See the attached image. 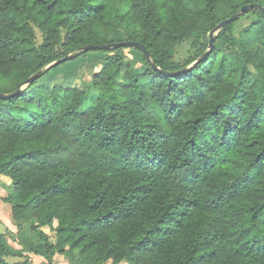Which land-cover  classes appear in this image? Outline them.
Listing matches in <instances>:
<instances>
[{"label":"trees","instance_id":"trees-1","mask_svg":"<svg viewBox=\"0 0 264 264\" xmlns=\"http://www.w3.org/2000/svg\"><path fill=\"white\" fill-rule=\"evenodd\" d=\"M264 0H0V264H264ZM242 19L248 20L238 27ZM36 31L41 35L36 39ZM121 40L88 84L53 61ZM187 43L189 54L175 59ZM126 48L137 59L128 58ZM185 71L172 76L153 69ZM47 227L54 239L43 230ZM28 228L30 237L23 232Z\"/></svg>","mask_w":264,"mask_h":264},{"label":"rangeland","instance_id":"rangeland-1","mask_svg":"<svg viewBox=\"0 0 264 264\" xmlns=\"http://www.w3.org/2000/svg\"><path fill=\"white\" fill-rule=\"evenodd\" d=\"M248 23V20L242 19L238 22V27H243ZM41 35L36 31V39L39 42ZM126 56L135 60L137 59L135 51L130 48L124 50ZM189 54V48L187 43H182L176 47L175 59L182 60ZM108 56V53L98 52L94 50L88 51L86 54L78 57H74L70 60H67L59 64L54 72L51 73L50 78L52 83H57L61 85H82L88 84L90 77L93 73L98 71L104 62L105 58ZM11 189V182L9 177L0 175V233H3L7 237L8 243L15 247L20 248L21 246L14 239V235L11 236V233H16V227L12 221L10 215V205L3 201V197L6 196ZM49 236L50 239H54V233L50 231L47 227L43 229ZM24 236L29 238L30 231L28 228L23 232ZM29 258L32 259L33 263L39 264L42 261V257L28 253ZM56 258V259H55ZM23 258L9 256L6 258L9 264H13L16 261H20ZM55 264H70L63 255L57 254L54 257ZM104 264H110V261H107ZM119 264H127L126 262H121Z\"/></svg>","mask_w":264,"mask_h":264},{"label":"water","instance_id":"water-1","mask_svg":"<svg viewBox=\"0 0 264 264\" xmlns=\"http://www.w3.org/2000/svg\"><path fill=\"white\" fill-rule=\"evenodd\" d=\"M252 8H256L259 9L261 11H264V6L258 4V3H249V4H244L242 5L236 12H234L231 16L221 20L210 32H209V41H208V50L206 52H204L192 65L200 62L203 60L204 56L208 54V52L211 50V48L213 47V40H214V35L226 24L233 22L234 20H236L241 14L245 13L246 11L252 9ZM136 47L138 49H140L145 56L150 59V53L146 50V48L144 47V45L138 41H134V40H121V41H117V42H111V43H104V44H98V45H93V44H86L84 46H82L80 48L79 51L81 52H87L90 50H107L109 48H115V47ZM75 53H71V54H67L55 61H53L52 63H50L48 66H46L45 69H49L50 67L59 65L67 60H70L72 58L75 57ZM152 67L154 70L163 73L164 75L167 76H172L175 75L177 73H180L182 71H185V68H182L180 70L177 71H167V70H163L160 69L155 63L152 62ZM39 74H34L30 77H28L26 80H24L23 82H21L17 89L11 93H5V92H0V99H7L17 93H19V91L21 90V88L27 84L32 83L36 78H38Z\"/></svg>","mask_w":264,"mask_h":264},{"label":"crops","instance_id":"crops-1","mask_svg":"<svg viewBox=\"0 0 264 264\" xmlns=\"http://www.w3.org/2000/svg\"><path fill=\"white\" fill-rule=\"evenodd\" d=\"M55 256H56V255H55ZM55 256H54V257H55ZM55 259H56V258H55Z\"/></svg>","mask_w":264,"mask_h":264}]
</instances>
